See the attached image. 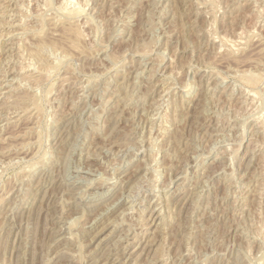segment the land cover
Here are the masks:
<instances>
[{
    "label": "rangeland",
    "instance_id": "1",
    "mask_svg": "<svg viewBox=\"0 0 264 264\" xmlns=\"http://www.w3.org/2000/svg\"><path fill=\"white\" fill-rule=\"evenodd\" d=\"M69 1L0 0V264H264V0Z\"/></svg>",
    "mask_w": 264,
    "mask_h": 264
},
{
    "label": "bare ground",
    "instance_id": "2",
    "mask_svg": "<svg viewBox=\"0 0 264 264\" xmlns=\"http://www.w3.org/2000/svg\"><path fill=\"white\" fill-rule=\"evenodd\" d=\"M43 1H44V0H43ZM64 1H67V0H64ZM70 2H71V0L69 1V3H70ZM72 2H74V1L72 0ZM72 2H71V3H72ZM201 2H202V1H201ZM1 3H2V2H1ZM45 3H46V0H45ZM20 4H21V3H20ZM24 4H25V2H24ZM61 4H62V3H61ZM1 5H2V4H1ZM22 5H23V4H22ZM63 5H66V4H63ZM78 6H79V5H78ZM209 6H210V4H209ZM20 7H21V6H20ZM23 7H24V6H23ZM58 7H60L59 9H62L61 6H58ZM211 7H212V6H211ZM211 7H210V8H211ZM254 7H255V6H254ZM254 7H253V8H254ZM55 8H57V7H55ZM63 8L65 9V6H64ZM67 8H69V7H67ZM73 8H74V7H73ZM76 8H77V7H76ZM196 8H197V7H196ZM205 8H206V7H205ZM260 8H261V7H260ZM64 9H62V10H64ZM56 10H57V9H56ZM62 10H61V11H62ZM70 10H71V9H70ZM262 10H263V9H262ZM26 11H27V10H26ZM66 11H67V10H66ZM68 11H69V10H68ZM198 11H199V10H198ZM207 11H208V10H207ZM207 11H206V12H207ZM43 12H44V11H43ZM202 12H203V11H202ZM80 13H81V12H80ZM45 14H46V13H45ZM70 14H71V13H70ZM194 14H195V12H194ZM9 15H10V14H9ZM22 15H23V13H22ZM46 15H47V14H46ZM79 15H80V14H79ZM57 16H58V15H57ZM259 16H260V15H259ZM55 17H56V16H55ZM58 17H59V16H58ZM24 18H25V17H24ZM74 18H75V17H74ZM263 19H264V18H263ZM86 20H87V19H86ZM86 20H85V21H86ZM56 21H57V20H56ZM39 22H40V21H39ZM86 22H87V21H86ZM1 23H2V22H1ZM25 24H26V23H25ZM72 24H74V23H72ZM68 29H69V28H68ZM18 30H19V29H18ZM79 30H80V29H79ZM209 30H210V29H209ZM70 31H71L73 37H75V38H79V37H80L81 32L79 33V31H78L77 29H73V28L71 29V28H70ZM240 32H241V31H240ZM33 34H34V33H33ZM81 35H82V34H81ZM217 35H218V34H217ZM221 35H222V34H221ZM238 35H239V34H238ZM214 36H215V35H214ZM214 36H212V38H215ZM71 37H72V36H71ZM73 37H72V38H73ZM226 37H227V36H226ZM237 38H239V37L237 36ZM241 38H242V37H241ZM69 40H70V39H69ZM71 40H72V39H71ZM214 40H215V39H214ZM222 40L225 41L224 38H222ZM226 40H227V39H226ZM234 40H235V39H234ZM79 41H80V40H79ZM231 41H232V40H231ZM231 41H230V38H229V41H228V42H231ZM16 42H17V41H16ZM22 42H23V41H22ZM36 42H37V41H36ZM44 42H45V41H44ZM69 42H70V41H69ZM217 42H218V41H217ZM234 42H235V41H234ZM241 42L244 43L243 41H241ZM18 43H21V42H18ZM18 43H17V44H18ZM37 43H38V42H37ZM223 43H224V42H223ZM231 43H232V42H231ZM242 43H241V44H242ZM39 44H40V43H39ZM48 44H49V43H48ZM53 44H54V43H53ZM72 44H73V43H72ZM237 44H239V42H238ZM237 44H236V45H237ZM11 45H12V44H11ZM67 45H68V44H67ZM229 45H230V44H229ZM232 45H234V44H232ZM15 46H16V45H15ZM226 46H227V45H226ZM237 46H238V45H237ZM239 46H240V45H239ZM239 46H238V47H239ZM38 47H39V46H38ZM55 47H56V46H55ZM222 47H223V46H222ZM230 47H231V45H230ZM230 47H229V48H230ZM240 47H241V46H240ZM225 48H226V47H225ZM26 49H27V48H26ZM30 49H31V48H30ZM217 49H221V47H220V48L218 47ZM33 50H34V48H33ZM233 50H234V49H233ZM235 50L237 51V48H236ZM235 50H234V52H235ZM23 51H24V50H23ZM41 51H42V49H41ZM214 51H215V50H214ZM218 51H220V50H218ZM21 52H22V51H21ZM21 52H20V53H21ZM23 53H24V52H23ZM32 53H33V52H32ZM43 54H44V53H43ZM48 54H49V53H48ZM18 55H20V54H18ZM33 55H34V54H33ZM223 55H225V54H223ZM53 56H54V55H53ZM26 57H27V56H26ZM26 57H25V58H26ZM25 58H24V59H25ZM26 59H27V58H26ZM32 59H33V58H32ZM28 60H29V59H28ZM217 60H218V59H217ZM21 61H22V59H21ZM37 61H39V60H37ZM51 61H52V60H51ZM54 61H55V60H54ZM34 62H35V61H34ZM23 64H24V63H23ZM30 64H31V63H30ZM34 65H35V64H34ZM22 66H24V65H22ZM28 66H30V65H28ZM28 66L26 65V67H28ZM39 66H40V65H39ZM31 67H32V66H31ZM41 67H42V66H41ZM15 68H16V67H15ZM22 68H23V67H22ZM28 68H30V67H28ZM20 69H21V67H19V69H17V70L20 71ZM34 69H35V68H34ZM233 69H234V68H233ZM29 70H30V69H29ZM19 71H18V72H19ZM26 71H27V70H26ZM27 72H28V71H27ZM33 72H34V71H33ZM235 72H236V71H235ZM26 74H27V73H26ZM22 76H23V75H22ZM32 76H33V75H32ZM28 77H29V76H28ZM24 78H26V77H24ZM29 79H31V78H29ZM29 79H28V81H29ZM31 80H32V79H31ZM24 81H25V80H24ZM154 83H155V82H154ZM35 86H36V85H35ZM163 89H164V88H163ZM156 91H157V90H156ZM251 91H252V90H251ZM251 91H250V92H251ZM238 92H239V91H238ZM242 93H243V92H242ZM244 93H245V92H244ZM253 93H254V92H253ZM239 94H240V93H239ZM246 94H247V93H246ZM246 94H245V95H246ZM243 95H244V94H243ZM249 95L252 96V92H251ZM12 96H13V95H12ZM254 96H255V94H254ZM21 97H22V96H21ZM245 97L247 98V95H246ZM9 98H10V97H9ZM256 98H257V97H256ZM239 99H240V98H239ZM252 99H253V98H252ZM23 101H24V100H23ZM257 101H258V100H257ZM36 102H37V101H36ZM12 103H13V102H12ZM22 103H23V102H22ZM156 103H157V102H156ZM156 103H155V104H156ZM14 104H15V103H14ZM35 104H36V103H35ZM122 107H123V106H122ZM142 108H143V107H142ZM250 109H251V108H250ZM11 110H12V109H11ZM122 110H123V109H122ZM253 110H254V109H253ZM0 111H1V110H0ZM15 111H16V110H15ZM154 112H155V111H154ZM193 112H194V111H193ZM248 112H249V111H248ZM250 112H251V111H250ZM115 113H116V112H115ZM5 114H6V113H5ZM159 118H160V117H159ZM192 121H193V120H192ZM257 121H258V120H257ZM262 121H263V120H262ZM263 122H264V121H263ZM255 128H256V127H255ZM260 128H261V127H260ZM258 130H259V129H258ZM262 134H264V133H262ZM164 139H165V138H164ZM253 147H254V146H253ZM222 150H223V149H222ZM256 152H257V151H256ZM260 153H262V152H260ZM147 154H148V153H147ZM219 154H220V153H219ZM244 155H245V154H244ZM252 155H253V154H252ZM215 156H216V155H215ZM258 156H259V155H258ZM263 156H264V155H263ZM150 157H151V156H150ZM256 158H257V157H256ZM151 161H152V160H151ZM162 163H163V162H162ZM158 167H159V166H158ZM260 168H261V167H260ZM200 171H201V170H200ZM260 176H261V175H260ZM223 178H224V177H223ZM261 178H262V177H261ZM203 180H204V179H203ZM205 180H206V179H205ZM258 181H259V180H258ZM247 182H248V181H247ZM75 185H76V184H75ZM246 185H247V184H246ZM203 186H204V185H203ZM64 188H65V187H64ZM65 189H66V188H65ZM74 190H75V189H74ZM183 190H184V189H183ZM68 192H69V191H68ZM153 195H154V194H153ZM157 229H158V228H157ZM162 231H163V230H162ZM262 240H263V239H262ZM135 247H136V246H135ZM146 248H148V247H146ZM140 249H141V248H140ZM154 249H155V248H154ZM114 253H115V252H114ZM142 254H143V253H142ZM127 255H128V253H127ZM138 258H139V257H138Z\"/></svg>",
    "mask_w": 264,
    "mask_h": 264
}]
</instances>
